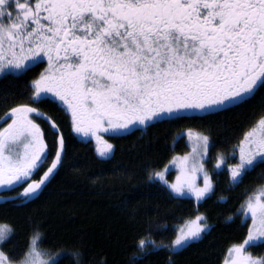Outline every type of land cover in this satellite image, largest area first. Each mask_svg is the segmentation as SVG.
<instances>
[{"label":"snow or ice","instance_id":"1","mask_svg":"<svg viewBox=\"0 0 264 264\" xmlns=\"http://www.w3.org/2000/svg\"><path fill=\"white\" fill-rule=\"evenodd\" d=\"M44 62L28 85L29 103L12 106L0 127V203L24 207L38 199L64 162V136L37 107L41 103L62 106L73 131L94 139L98 156L107 160L115 148L106 135L210 118L264 97V0H0V79L20 78ZM37 120L54 133L52 151ZM186 135L191 152L173 157L149 179L172 198L199 203L214 191L205 168L210 138L192 129ZM237 153L239 162L228 165L233 184L264 164V111L233 157ZM225 163L218 155L215 167ZM170 167L179 172L172 182L166 178ZM239 215L250 221L247 235L229 248L224 264H264V257L248 251L264 247V187L248 196ZM210 229L207 217L197 214L174 229L170 244L146 233L138 238L133 264L162 249L179 254ZM12 235L0 224V264H61L40 248L39 231L16 262L15 253L4 250Z\"/></svg>","mask_w":264,"mask_h":264},{"label":"trees","instance_id":"2","mask_svg":"<svg viewBox=\"0 0 264 264\" xmlns=\"http://www.w3.org/2000/svg\"><path fill=\"white\" fill-rule=\"evenodd\" d=\"M44 67L41 63L20 78L0 79V127L5 125L3 118L12 106L29 103L28 85ZM5 94L12 98L5 102ZM37 107L59 126L66 154L55 179L38 199L24 207L0 203V224L13 229L4 250L15 253V261L23 258L33 231H39L40 248L58 254L61 264H133V258L139 257L138 238L151 233L158 244H170L175 238L174 229L197 214L205 215L211 225L201 241L179 254L158 250L143 264H224L229 248L245 239L249 221L242 222L240 205L264 185V164L248 172L239 184H233L228 168L217 169L215 164L221 154L227 166L239 162L238 155L233 157L232 153L264 111L261 95L210 118L164 122L146 132L119 137L107 135L115 148L107 160L98 156L91 140L78 138L62 106L44 102ZM37 123L45 130L52 151V129L43 120ZM184 129L202 131L211 142L206 168L214 191L199 203L187 197L172 198L161 183L149 179L174 155L189 151L186 140L179 137ZM250 249L254 255L264 257V247Z\"/></svg>","mask_w":264,"mask_h":264},{"label":"rangeland","instance_id":"3","mask_svg":"<svg viewBox=\"0 0 264 264\" xmlns=\"http://www.w3.org/2000/svg\"><path fill=\"white\" fill-rule=\"evenodd\" d=\"M8 122H10V121H8ZM4 126H6V125H4ZM3 126V127H4ZM187 131H188V129H184L180 134H179V137H183L185 140H186V142H187V144H188V146H189V151L188 152H186V153H184V154H178V155H174L173 157H176V156H184V155H187V154H189L190 152H191V142L188 140V138H187V135H186V133H187ZM192 131H193V134H196V133H203V134H205L204 132H202V131H199V130H195V129H192ZM77 136H78V138L79 139H81V140H84V141H89V140H91L92 142H93V145H94V147H95V149H96V144H95V140L94 139H91V138H85V137H83V136H81L80 134H77V133H75ZM207 135V134H206ZM107 136V135H106ZM106 136H105V139H107L106 138ZM108 140V139H107ZM110 142V141H109ZM111 143V142H110ZM210 144H211V142H210ZM209 154V153H208ZM237 155H238V153H237ZM208 159V158H207ZM207 159H206V161H207ZM171 161H172V159L162 168V169H164L165 167H169L170 166V164H171ZM206 161H205V168H206ZM217 163V162H216ZM216 165V164H215ZM228 168V166L227 165H221V167L219 168V169H223V168ZM162 169H160V170H162ZM207 169V168H206ZM159 171V170H158ZM209 173V172H208ZM179 174V172H178V169L176 168V167H170V170H169V172L166 174V178L170 181V182H172V181H174L175 180V177H176V175H178ZM210 175V174H209ZM213 181V180H212ZM197 183L198 184H200V186H202V180H199L198 179V181H197ZM214 185V184H213ZM261 187H264V185H262V186H260L259 188H261ZM258 188V189H259ZM256 191V190H255ZM254 191V192H255ZM253 192V193H254ZM252 193V194H253ZM251 194V195H252ZM187 198H189V197H187ZM192 199H194V198H192ZM205 199V198H204ZM203 199V200H204ZM195 200V199H194ZM196 201V200H195ZM195 217H193L192 219H194ZM183 224H184V222L183 223H181V224H179L178 226H177V228L178 227H181V226H183ZM209 224V223H208ZM8 225V224H7ZM210 225V224H209ZM249 225H250V221H249ZM242 243V242H241ZM248 251L254 256V257H258L257 255H254L253 253H252V251H251V249L250 248H248ZM54 257H57L58 258V254H52ZM227 258V257H226ZM16 262H18V261H16Z\"/></svg>","mask_w":264,"mask_h":264},{"label":"flooded vegetation","instance_id":"4","mask_svg":"<svg viewBox=\"0 0 264 264\" xmlns=\"http://www.w3.org/2000/svg\"><path fill=\"white\" fill-rule=\"evenodd\" d=\"M44 64H45V67H46V62H44ZM43 71V70H42Z\"/></svg>","mask_w":264,"mask_h":264}]
</instances>
